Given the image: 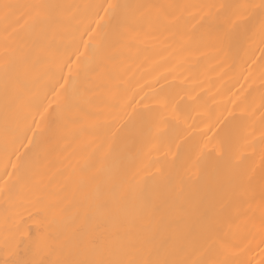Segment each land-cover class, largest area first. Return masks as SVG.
Wrapping results in <instances>:
<instances>
[{
	"label": "bare ground",
	"instance_id": "6f19581e",
	"mask_svg": "<svg viewBox=\"0 0 264 264\" xmlns=\"http://www.w3.org/2000/svg\"><path fill=\"white\" fill-rule=\"evenodd\" d=\"M145 237L264 264V0H0V264Z\"/></svg>",
	"mask_w": 264,
	"mask_h": 264
},
{
	"label": "snow or ice",
	"instance_id": "6c2138e0",
	"mask_svg": "<svg viewBox=\"0 0 264 264\" xmlns=\"http://www.w3.org/2000/svg\"><path fill=\"white\" fill-rule=\"evenodd\" d=\"M5 9L11 7L9 5L4 6ZM111 7V5L109 6ZM106 208L111 209L114 205L112 202H105L104 205ZM129 249L131 251L140 250L145 254L139 258H121L113 260H90V259H69L63 262V264H179L178 261L156 258L153 259L152 255L155 252V249H152L149 246L148 238L145 237L140 240L131 241L129 244Z\"/></svg>",
	"mask_w": 264,
	"mask_h": 264
}]
</instances>
